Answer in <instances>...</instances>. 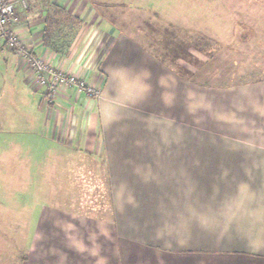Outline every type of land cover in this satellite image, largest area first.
Segmentation results:
<instances>
[{
    "label": "crops",
    "instance_id": "obj_1",
    "mask_svg": "<svg viewBox=\"0 0 264 264\" xmlns=\"http://www.w3.org/2000/svg\"><path fill=\"white\" fill-rule=\"evenodd\" d=\"M114 2L29 0L17 8L13 26L34 53L58 56L69 72L84 60L101 99L95 105L70 88L47 104L10 52L0 51L1 73L20 79L0 81L39 96L45 136L65 150L60 160L76 175L94 166L108 201L102 217L77 223H44L40 209L23 244L13 225H0V264H264V59L255 60L264 57V0H163V10L139 11L183 47L229 39L237 54L253 56L238 76L228 63L216 71L231 74L204 83L207 69L190 64L192 53L175 68L166 59L172 44L123 27ZM91 52L100 57L88 64Z\"/></svg>",
    "mask_w": 264,
    "mask_h": 264
},
{
    "label": "rangeland",
    "instance_id": "obj_2",
    "mask_svg": "<svg viewBox=\"0 0 264 264\" xmlns=\"http://www.w3.org/2000/svg\"><path fill=\"white\" fill-rule=\"evenodd\" d=\"M113 1L122 6V8L115 7L113 11L121 12L122 17L128 20L123 27L131 29L132 33L142 32L141 38L145 42L153 38L156 33L158 37L163 38L165 44H172L173 53L170 55L166 53V59L169 58L175 68L182 63L183 57L187 59L183 53H192L193 56L189 59L190 64L207 69L204 76H199L198 81L201 80L200 82L212 80L220 74H231V72L216 71V66L221 67L224 64L226 68L231 64L233 74L238 76L241 67L247 65L248 58L250 61L253 60L251 55L237 54L236 52L238 49L241 51V48L235 45L232 49L229 46V39L226 41L227 46L220 43L215 45V40L203 38H195L191 44L185 40L184 43L188 48L182 46L184 45L180 43L182 40L171 42V38L167 37L168 33L162 30V26L159 27L160 23H154V19L152 26L148 22L152 16L148 19L145 14L139 13L148 5H151L152 9L163 10L164 8H161L163 0ZM76 30L74 26L71 27V35L69 33V36L65 38L68 39L67 41L63 38L64 43H72ZM196 40L201 42H195ZM107 42L103 41L101 47H104ZM177 43H180L179 46ZM199 48H202V55L196 53L201 50ZM99 57L98 52L95 59ZM263 59L264 57L260 56L255 60L261 62ZM15 78L20 79L19 76L11 74V71L2 75L0 70V79L13 80ZM215 82L213 81L214 84ZM19 89L0 81V225H13L16 239L18 238L16 241H19L17 243L23 244L31 233L29 226L34 225L40 209L45 210L46 215L42 220L44 223L53 224L56 220L77 223L79 222L77 220H88L94 215L102 217L98 214H101L102 206H106L108 200L102 198L104 195L103 180L101 176L93 175L97 172L94 166L80 167L78 168L79 174L76 175L75 168L73 170V168L66 167V162L60 160V155L65 153V150L47 140L45 136L38 114L39 96L31 97L30 94H26L27 92L19 94L17 92ZM100 89L97 88L95 94L93 92L89 96H82L91 99L96 105L101 99ZM57 208L74 210L81 216L74 215L77 219L72 220L70 215L54 211ZM2 232L0 230V234Z\"/></svg>",
    "mask_w": 264,
    "mask_h": 264
},
{
    "label": "built area",
    "instance_id": "obj_3",
    "mask_svg": "<svg viewBox=\"0 0 264 264\" xmlns=\"http://www.w3.org/2000/svg\"><path fill=\"white\" fill-rule=\"evenodd\" d=\"M28 4L29 0H0V51L13 53L18 58L33 85L43 91L47 104L55 102L70 88L75 90L77 96L95 94L97 88L87 81L90 66H85L84 60L74 72H69L59 65L58 56L34 53L32 42L14 28L17 8L27 9ZM93 59L94 52H91L87 57L88 64Z\"/></svg>",
    "mask_w": 264,
    "mask_h": 264
},
{
    "label": "trees",
    "instance_id": "obj_4",
    "mask_svg": "<svg viewBox=\"0 0 264 264\" xmlns=\"http://www.w3.org/2000/svg\"><path fill=\"white\" fill-rule=\"evenodd\" d=\"M62 46H63V45H62ZM62 46H61V48H63ZM60 55H61V54H60ZM62 55H63V54H62Z\"/></svg>",
    "mask_w": 264,
    "mask_h": 264
}]
</instances>
